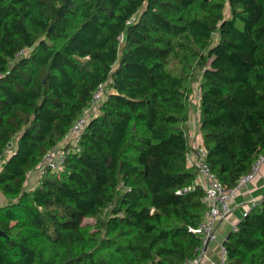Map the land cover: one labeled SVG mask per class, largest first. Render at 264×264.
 <instances>
[{"label": "trees", "instance_id": "obj_1", "mask_svg": "<svg viewBox=\"0 0 264 264\" xmlns=\"http://www.w3.org/2000/svg\"><path fill=\"white\" fill-rule=\"evenodd\" d=\"M223 189L264 153V0H0V264H182L208 210L188 166L187 82ZM104 97L63 169L27 173L98 84ZM85 219L94 224L85 225ZM222 243L264 264V197Z\"/></svg>", "mask_w": 264, "mask_h": 264}, {"label": "built area", "instance_id": "obj_2", "mask_svg": "<svg viewBox=\"0 0 264 264\" xmlns=\"http://www.w3.org/2000/svg\"><path fill=\"white\" fill-rule=\"evenodd\" d=\"M106 84H98L92 93L90 105L83 109L82 113L72 124L68 133L64 136L63 140L55 147L51 148L39 161L36 168L27 173V178L31 179L36 177L37 180L42 175L50 172H58L63 169V163L67 151L76 150L78 141L82 133L84 132L89 120L97 114L98 107L104 97ZM199 98V95H198ZM66 147L69 149L66 151ZM15 149L14 142H9L7 147L4 149L3 156L0 158V162L3 163L8 156L13 153ZM196 162L194 166L197 169L196 181L189 188L182 189L179 194H186L195 190L196 187H201L204 191L203 202L207 205L208 210L204 216V219L200 225L195 229H190L195 235L200 236V245L195 249L196 256L187 260L182 264H200L201 260L205 256L206 243L215 241V234L217 224L220 220L227 217L230 212V203L234 198L237 190L244 184L251 182L260 172L261 167L264 164V153L259 155L254 161L251 169L248 173L243 175L236 183L235 187L229 190H225L220 185L216 176L210 171L209 166L206 163V152L203 147H196ZM248 211V210H247ZM247 211L243 214L246 216ZM233 231H237L236 225L232 227ZM219 245L220 253V264H225L226 261V250Z\"/></svg>", "mask_w": 264, "mask_h": 264}, {"label": "crops", "instance_id": "obj_3", "mask_svg": "<svg viewBox=\"0 0 264 264\" xmlns=\"http://www.w3.org/2000/svg\"><path fill=\"white\" fill-rule=\"evenodd\" d=\"M196 138H200L198 147H202L201 136L198 134ZM195 153L190 152L188 155V166L193 165V157ZM0 162V167H1ZM38 184L36 177L27 180L26 188L33 189ZM264 197V164L259 174L249 183L242 185L236 192L230 203V214L217 224L215 241H210L206 247L204 258L200 264H220L219 245L227 238L232 227L236 225L242 218L243 214L250 209L255 203ZM8 203V200L0 192V206Z\"/></svg>", "mask_w": 264, "mask_h": 264}, {"label": "rangeland", "instance_id": "obj_4", "mask_svg": "<svg viewBox=\"0 0 264 264\" xmlns=\"http://www.w3.org/2000/svg\"><path fill=\"white\" fill-rule=\"evenodd\" d=\"M200 80L199 71L192 73L190 75L188 82H187V88L191 91V94L188 99L187 103V116H188V122L186 124V132L187 137L190 143V151L192 153H195V148L199 146L200 144V138H196L198 133V95H199V89H198V81ZM196 154V153H195ZM194 154L193 157V166L196 162L197 158ZM85 225H92L94 224L93 219H85L83 222Z\"/></svg>", "mask_w": 264, "mask_h": 264}, {"label": "water", "instance_id": "obj_5", "mask_svg": "<svg viewBox=\"0 0 264 264\" xmlns=\"http://www.w3.org/2000/svg\"><path fill=\"white\" fill-rule=\"evenodd\" d=\"M1 235H3V233H1V232H0V236H1ZM207 246H208V245H207V243H206V246H205V248H206Z\"/></svg>", "mask_w": 264, "mask_h": 264}]
</instances>
